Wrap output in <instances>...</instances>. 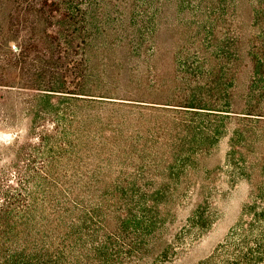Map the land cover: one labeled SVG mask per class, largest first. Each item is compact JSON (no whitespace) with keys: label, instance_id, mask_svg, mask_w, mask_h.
<instances>
[{"label":"trees","instance_id":"16d2710c","mask_svg":"<svg viewBox=\"0 0 264 264\" xmlns=\"http://www.w3.org/2000/svg\"><path fill=\"white\" fill-rule=\"evenodd\" d=\"M233 1L237 11L240 5ZM249 1L250 32L243 28L237 12L226 27V4L210 0L213 6L206 10L205 25L214 47L198 50L197 60L191 61L187 54L174 62V83L163 102L131 96L121 98L125 101L110 95H100L110 100L80 96L85 94L81 88L85 73L79 69L81 59L74 57L73 43L83 36L67 28L76 18L69 13L73 0H41L35 10L46 21V37L32 39L44 42L43 51L60 62L55 63L57 70L51 71L47 80L21 85L34 91L33 118L25 139L8 146L12 153L0 163V264H118L126 254L121 246L129 244L130 237L138 246L135 249L142 251L160 238L173 218L167 205L176 194L181 195L177 187L183 177L189 180L188 175L200 169L226 135L230 137L229 163L251 181L255 203H264V175L255 180L256 171L264 172V0ZM10 42H15L18 55L31 45L15 37L9 38ZM243 57L250 60L251 72L247 93L237 107L235 89ZM21 63L18 59L8 67L18 70ZM6 70L2 72H10ZM13 73L6 80L0 74V86L16 85L11 80ZM78 78L81 80L76 82ZM81 100L90 109L85 114L76 110L67 114L62 106H77ZM5 104L0 102V114L8 115ZM95 107H140L160 113H155L152 126L141 130L127 128V118L100 114ZM48 120L53 121L52 128L46 125ZM139 158L150 166V182L137 179L135 172L118 177L104 192L76 188L87 177L81 168L88 166V159H99L100 171L104 163L122 167ZM197 181L196 194L203 196L196 202L189 225L202 229L213 222L215 206L212 193H205L206 184ZM149 183L154 188H135ZM256 216L264 221V206L256 210ZM94 220L102 232L96 227L92 231Z\"/></svg>","mask_w":264,"mask_h":264},{"label":"rangeland","instance_id":"374dc122","mask_svg":"<svg viewBox=\"0 0 264 264\" xmlns=\"http://www.w3.org/2000/svg\"><path fill=\"white\" fill-rule=\"evenodd\" d=\"M40 2L0 0V74L3 75L0 77L4 80L11 78L14 71L11 80L16 82L12 87L0 86V102H6L5 108L9 112L7 116L0 114V132L5 133L0 140V163L12 153L8 146L16 144L19 139L23 141L31 128L33 117L30 109L35 98L34 91L21 87L22 83L38 84L47 80L51 71L57 70L55 63L60 62L43 51L44 42L37 43L32 39L46 37V21L35 10ZM223 2L226 4L225 26H229L228 19L237 12L238 18L241 15L243 28L250 32V1L238 0L240 6L237 11L233 8V0ZM68 6L69 13L76 16L74 23L67 25L68 31L83 36L73 43L74 57L81 59L83 64L79 69L85 73L81 82L85 92L80 95L83 98L110 100L111 97L100 96L110 95L117 96L113 98L117 101H125L121 98L131 96L165 102L174 83V62H179L187 54L191 61L197 60L198 50H211L214 47L205 25L206 10L213 6L210 0H73ZM10 7L20 10L19 14ZM13 37L18 42L25 39L31 42L22 55H18L19 51L14 48L15 42L8 43V39ZM18 59H22L21 68L10 69L14 67H8L9 64ZM240 66L235 89L237 107L241 106L247 93L250 60L243 57ZM6 68L10 71L7 74L2 72ZM69 104L62 105L67 114L73 115V110L82 114L90 111L85 101H79L77 106ZM93 109L108 116H123L127 118V128L138 127L141 130L152 126L155 113H160L140 107L132 110L124 107ZM81 124L85 125L86 122ZM46 125L54 126L52 120H48ZM229 138V135L223 136L216 149L202 161L200 169L188 175L189 180L183 177L177 187L181 195L176 194L168 202L167 210L172 212L173 218L163 228L160 238L146 244L142 251H137L135 247L138 246L130 237L127 240L129 244L121 246L126 254L119 258L121 261L118 264H264V221L256 218V210L264 203L260 200L255 203L251 181L237 173L229 163ZM139 147H143V144ZM146 161L144 158L129 160L131 165L123 163L122 167L118 163H104L99 171L100 160L88 159V166L81 170L89 178L82 179L76 188L89 193L104 192L109 190V183L118 177L124 178L135 172L137 179L150 182L152 174ZM145 170L146 174L143 172ZM260 174L264 175V172L256 171L255 180L261 177ZM197 180L206 184L205 193H212L215 206L213 222L202 229L189 225L196 202L203 196L196 194L199 193ZM187 182H191V185H187ZM135 188L148 190L154 186L149 183ZM95 227L102 232L103 228L97 226L96 220L91 223L92 231ZM112 228L116 229V226Z\"/></svg>","mask_w":264,"mask_h":264},{"label":"water","instance_id":"95a60500","mask_svg":"<svg viewBox=\"0 0 264 264\" xmlns=\"http://www.w3.org/2000/svg\"><path fill=\"white\" fill-rule=\"evenodd\" d=\"M5 136V133L0 132V140Z\"/></svg>","mask_w":264,"mask_h":264}]
</instances>
